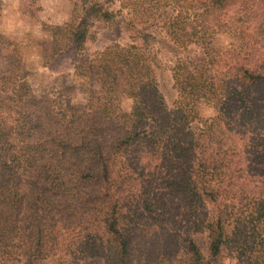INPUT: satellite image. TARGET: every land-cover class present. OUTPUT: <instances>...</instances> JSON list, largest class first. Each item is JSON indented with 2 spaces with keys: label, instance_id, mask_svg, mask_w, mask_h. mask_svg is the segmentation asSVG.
I'll return each instance as SVG.
<instances>
[{
  "label": "trees",
  "instance_id": "trees-1",
  "mask_svg": "<svg viewBox=\"0 0 264 264\" xmlns=\"http://www.w3.org/2000/svg\"><path fill=\"white\" fill-rule=\"evenodd\" d=\"M74 1L61 34L75 50L97 22L136 33L95 53L67 120L0 74V264H163L146 242L136 253L141 225L167 264H264V0ZM160 36L177 51L171 110Z\"/></svg>",
  "mask_w": 264,
  "mask_h": 264
},
{
  "label": "rangeland",
  "instance_id": "rangeland-1",
  "mask_svg": "<svg viewBox=\"0 0 264 264\" xmlns=\"http://www.w3.org/2000/svg\"><path fill=\"white\" fill-rule=\"evenodd\" d=\"M74 0H0V74H17L30 85L37 96H47L63 119L84 111L91 84L87 64L96 52L106 45L132 42L135 30L126 25L124 17L112 24L97 22L82 51L75 50L62 37L65 26L72 21ZM160 36L152 47L156 56L155 78L163 102L168 110L173 108L176 91L173 87L171 65L176 50L165 37ZM137 44H141L138 39ZM224 37L216 45L226 44ZM96 83L93 84L95 88ZM124 109L130 103L121 101ZM210 116L209 107L201 110ZM149 225H141L136 232V253L140 243L146 242L156 261L167 264L172 249H167L165 237ZM47 260L45 264H50ZM169 263V261H168ZM224 264H246L236 259H225Z\"/></svg>",
  "mask_w": 264,
  "mask_h": 264
}]
</instances>
